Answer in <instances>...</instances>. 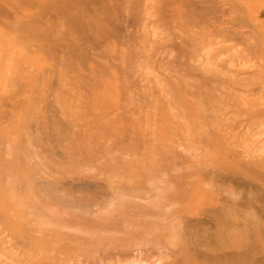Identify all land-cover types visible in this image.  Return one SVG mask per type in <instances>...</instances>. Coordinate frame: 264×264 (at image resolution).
<instances>
[{"label": "rangeland", "instance_id": "rangeland-1", "mask_svg": "<svg viewBox=\"0 0 264 264\" xmlns=\"http://www.w3.org/2000/svg\"><path fill=\"white\" fill-rule=\"evenodd\" d=\"M222 1H215L219 8L218 11L222 9L224 11L217 12L218 19L216 20L218 23L216 20H212L214 26L209 29L215 31V34L204 33L202 35L204 41L199 44L200 47L206 49L211 47L208 55L206 54L208 50L206 51L205 48L199 50L200 47L196 46L190 48L187 46L181 50H173L171 47H167L163 49V53L166 52L170 58L178 53L193 56L203 66L208 67L206 69H214L217 65L234 69H237L236 65L243 66L241 68L242 75L238 78L245 79L248 76L247 70H245L248 59L255 57L248 54L246 24H244L247 23V14L245 6L242 7L245 1L224 0L230 1L229 3ZM232 21H235L234 24ZM225 27L229 28L227 29L229 33L222 36L224 31L227 32ZM233 28L235 31L237 28L240 34L237 31V33L231 31ZM221 29L224 31L222 32ZM4 31L8 32V29H4ZM59 31H63V28H59ZM11 34L12 32L10 36L9 33L4 34L6 37L9 36L6 38L7 40L12 39ZM171 34L178 35L177 31L175 33L172 31ZM114 35V37L110 36V41L118 45L116 43L119 41L116 36L117 33L115 32ZM216 36L218 37L216 38ZM114 38L117 40H112ZM6 39L0 38V201L5 202L10 209V219L17 225L18 229L6 231L4 221L0 219V257H2L0 261H4L6 256L11 255V257L20 260L30 257L28 237L31 235L52 243L48 250H39L38 256L49 255L52 257L58 255L59 258H63L68 254H66L65 249H70L68 252L71 258L79 260L83 264H92V258L97 255L98 250L114 249V245L123 247L125 244L122 243L123 241L114 243L118 239L133 238L131 244H134L139 243L138 240L143 237L149 238L164 232L170 236L169 245L165 250L158 249L156 251L157 256L154 258L149 259V256L146 258L141 256L134 263L127 264H171L174 260L172 251L176 245L170 243L176 241L177 244L179 240L181 242L185 238L184 233L188 231L193 233L191 236L193 239L186 238L188 239L187 244L191 248L192 260L197 264L203 261L202 264L264 263V260H261L264 259V249L261 250V244H264V216L261 218L263 235L260 236L251 235L250 231L244 227V222L248 216L245 214L234 216L232 223H239L241 227H231L230 232L234 236L230 238L231 240L226 239L225 245L221 246L220 242L212 236L214 231L213 228L209 227L208 222L203 224L207 230L204 236L203 230H201L203 228L195 224L199 219L198 216H201L202 205L196 207L187 197H177L180 185L184 187L185 184L193 183L197 187L195 192L198 197L201 196L203 199L214 198L215 200L217 198L222 200L224 197L223 200L226 201L231 195L229 199L232 201L230 202L240 203L242 200L249 202L248 205L256 211L255 216L261 217L260 210L264 211V190L261 188V182L252 179L255 178L251 177L253 174L242 172L241 169L232 168L234 172L231 174V169L225 168L224 170V168L216 166L214 150L206 144L207 141L204 138L207 133L206 130L210 132L212 129L211 132H213L218 126L226 138L224 144L228 150L239 153L238 160L244 163L249 162L250 158L254 156L264 158V103H262L264 102V91H262V85L259 88L255 85L256 79L251 78L248 80L249 83L244 82L239 84V87L236 85L238 88L234 87L235 92L233 88L229 90L230 92L222 90L221 94L222 92L230 93L229 95L220 94L222 97L216 95L220 93V90L211 92L208 90L209 93H207L206 90L203 92L202 89V93H199L200 91L194 88L195 93L194 89L189 90L184 82L187 79L186 82L190 81L191 83V80L193 82L196 78L192 76L195 78L193 80L189 72L184 70V74L182 71H180L182 73L179 72L181 80L177 76V72H174L176 69L173 71L174 68L171 65L173 58L171 61L168 57L165 59L169 60V68L174 73L170 76L166 73L169 72V68L164 69L166 72L162 70L166 66L164 62L160 65L163 68L157 65L159 69L156 67L155 71H164L166 77L164 80L152 78L153 83L150 85L154 90L152 94H140L129 99L125 88L131 83L120 80L118 87L120 95H116L118 99H122L118 106L121 122L118 124L119 126L107 128L90 111L82 112L85 108L79 100L82 95L79 91L85 92L84 95L89 96L88 98L92 97L87 84L82 87V84L79 85L80 83L76 82L77 85L74 84V88L71 85L73 81H69V85L66 83L63 88L65 92L60 94L59 91L62 92L63 90L62 83H65L60 78V67H57V64L53 67L50 58L46 55L24 52L23 54L22 51L18 53L17 45L15 46L12 40V43H8ZM193 48L195 51H200L198 55H196L197 51L194 53ZM201 52H203L202 55L205 53L208 57L202 58ZM214 53H216L215 57H212ZM210 56L214 61L215 58L220 59V62L207 60ZM256 57H259L258 53ZM18 58H21L19 59L21 61L24 58L27 60V62L25 60L27 65L24 64L25 69L21 70L20 67L15 69V60ZM252 61L256 64L260 62L258 58H254ZM29 63H32L33 66H30ZM38 68L43 73H40ZM56 69L60 71L57 72ZM22 72L25 73H23L24 76L40 73H37L39 75L35 81L36 84L32 86L34 89L32 97L29 98V95L25 94L33 103L31 102L30 107L23 111L24 113L22 112L20 117L16 118L13 115L9 117L5 110L9 102L11 103L10 97L18 92L20 87L25 86L29 79L27 76L24 77ZM21 74L23 77L20 76ZM175 75L181 80V83L178 82L179 80ZM252 80H254L253 84H251ZM158 84L165 86V88L163 86L160 88ZM250 84L251 87L247 86ZM166 86L170 89L168 90ZM27 87L29 88V86ZM240 87L242 88L239 89ZM198 93L206 96L207 94L209 96H211L210 94L215 95L214 98L206 97L203 99L202 96L204 95ZM8 96L9 99H7ZM193 96L196 97V101ZM92 102L93 100L90 99V103ZM143 102L146 105L152 103V107L157 108L151 109V112L156 114L155 123L158 124L159 128L169 126V131H151L148 128L150 122H146L147 118H145L144 112L149 111V109L142 104ZM208 102L212 105H209ZM186 105H190L191 109L186 108ZM87 106L90 104L87 103ZM201 106L206 109L203 110ZM194 120L199 122L193 123ZM172 121L183 125L189 122L188 131L176 132ZM227 128H229L231 135H229ZM241 158L243 159L241 160ZM237 172L240 174L238 175ZM111 183L113 187H107V184ZM120 184L128 189L130 187V189L125 192L123 191L125 188L122 189ZM117 186L118 191L120 188L119 193L121 195L117 190L115 191L116 188L114 187ZM153 186L158 189H152ZM186 188H188L187 191H190L189 186ZM114 193H118L116 198ZM170 199L176 201L172 206L166 207L164 204ZM186 208L188 216H183ZM162 212L163 214H161ZM131 213L134 214L131 215ZM165 215L169 216L168 220L162 218ZM238 217L241 219L237 221ZM194 232L202 235H196ZM182 236L184 237L182 238ZM204 239L207 245L204 243ZM251 240L252 242H250ZM229 243L230 245H227ZM236 243L252 244L250 252L247 255L240 253L242 252L240 249L232 247ZM122 247L114 249V253L118 255V250ZM195 249L200 250L197 252ZM209 250H214L222 258L218 261L207 258L206 261V257H209L207 256ZM221 251L225 252L222 253ZM231 251L233 252L231 253ZM139 260L141 262H138ZM109 261L103 260L97 264H111ZM9 262V264H14Z\"/></svg>", "mask_w": 264, "mask_h": 264}, {"label": "bare ground", "instance_id": "bare-ground-1", "mask_svg": "<svg viewBox=\"0 0 264 264\" xmlns=\"http://www.w3.org/2000/svg\"><path fill=\"white\" fill-rule=\"evenodd\" d=\"M215 1L216 0H0V38L4 37L6 39L7 37L10 36V33L12 32L11 34L13 36L12 39L9 38L10 41L9 39L8 40L6 39V40L8 41V43H10L12 40L13 44H15V46L17 45L16 47L19 49L18 53L19 51L20 52L22 51V53L23 52L24 53H35L37 55L48 56L50 58L49 60H51L52 62L51 64L53 65V67L55 64H57V67L59 66L61 69V71L59 70L61 73V77L60 76L59 77L62 78L61 81L65 82V83H62V89L64 88L66 83L67 85H69L68 84L69 81L71 82L73 81L72 82L73 84H71L72 86L74 84L77 85L76 82L80 83L79 85L82 84V87L84 84H87V87H89L91 94H92V97L90 96L91 98H88L89 96L84 95L85 92L83 93L78 90L80 94H82L81 99L79 100L81 101V103L84 104L83 108H85L83 109L82 112L90 111V113H92L94 117L102 121L104 126H106L107 128L108 127L111 128V127H115L121 122V116L118 112V109H119L118 106L120 105V101L122 99L121 100L118 99L116 95V94L120 95V92L118 91L120 80L121 81L126 80L131 83L130 86L125 88V92L129 99L135 98V96L140 95V94H147V93L152 94L154 92V90L150 86L153 83L152 78L155 77V78H158V80H164V78L166 77L164 74V71L169 68L170 65H168V63L170 59L172 61V58H173V61H172V64L171 63L170 64L172 65L174 69L172 67L171 69H173V71L176 69V71L174 72L175 73L177 72V76L181 80L182 78L179 75L182 72H183L182 74H184V70L187 73L189 72V75L193 80L196 78V80H194L193 82L191 80V83L190 81L187 83L186 82L187 79L184 82V84L188 86L189 90H193L195 88L196 90L198 89L200 91L199 93H202V89H203V92H205L204 90H206L207 93L211 91L220 90V93L216 94V95H220L222 90L229 91L231 88H233V91H234V87L238 88L244 82L249 83L250 81L248 80L253 78V79H256L255 85H257L258 88L262 85L261 88H263L262 91H264V0H244L245 4L242 3L244 4L242 7L245 6L246 14H247V23H244V24H246L245 31H246V40L248 43V54H252V56H255L253 58H249L247 56L249 59H248L247 67L245 66V70H247L246 72L248 73V76L245 79L238 78L242 75L241 68L243 66L240 67L239 65H236L235 67L237 69H234V68H225L223 67V65H217L214 69H206L208 67L203 66V64H201V62H198V60H196L193 56L183 55L181 53H178V54L172 55L173 57L170 58L169 56H167L168 54L166 52L163 53V49H166L167 47H171L173 50H178V49L181 50L182 48H185L187 46H189L188 48L193 47V46L200 47L201 45L199 44H201L204 41L202 35L204 33L210 35L215 32L209 29L211 27L213 28L214 21L218 19L217 12L221 13L222 11H224L223 9L218 11L219 8L217 4H215ZM30 8H32V10H30L32 12L29 11ZM236 18H235V21L237 20ZM231 19L233 18L231 17ZM235 21H232L233 24ZM224 23L226 24V22ZM217 26L219 27V25ZM6 28L8 29V32L4 31V29L7 30ZM59 28H63V31H59ZM225 29L227 30L229 28L225 27ZM233 29L232 30L230 29V30L235 31V29L234 30ZM172 31L174 33L177 31V34L179 31L181 33L179 32L178 35H173L171 34ZM223 31L224 30H222V32ZM236 31H237V28H236ZM115 32L117 33L116 36L118 37L117 39L119 40L115 42L118 43V45L110 41L111 40L110 36L114 37ZM5 33L6 34L9 33V36L7 35L6 37L4 35ZM228 33L229 32L227 30L226 33L224 31L223 33L224 35L223 34L221 35L225 36ZM238 35H233V36H238ZM212 37L214 38V36ZM217 37L218 36H216V38ZM228 38L230 37L228 36ZM117 39L114 38L112 40H117ZM221 40H222V37H221ZM237 40H239V38ZM205 45L207 47V43ZM203 48L205 47H200V49L199 48L198 49L204 50ZM210 48H207V49L205 48L206 51L207 50L208 51L207 52L204 51V52H206L207 54ZM199 50L198 51L196 50L197 51L196 55H198V52H200ZM196 51L194 49V53ZM187 52L189 51L187 50ZM257 53L259 54V57H256ZM192 54H193V51H192ZM202 54L203 52H201V56H203L202 58H204V56H206L205 58L208 57L207 56L208 54L207 55L205 53L204 55ZM215 54L216 53H214V56L212 57H215ZM168 57H169V60L165 59ZM254 58L255 59L258 58L260 62L258 64L254 63L252 61ZM19 59L21 58H18L17 60H15L16 61L15 69L17 67H20V69L22 68L21 70H23L24 64L27 62V60L25 58L23 61ZM209 59L210 61L213 60L211 56L207 60ZM215 59L216 60L215 61L213 60V62L220 60V59L217 60L218 58H215ZM163 62L168 67L163 65L164 66L163 68L162 66H160L162 65ZM31 65L32 63L30 64V66ZM157 65L162 67L163 68L162 70L164 69L165 70L164 71L157 70L158 72L155 71V69L158 68ZM39 69L40 68H38V70ZM168 70L169 72L171 71L170 68ZM40 71H41L40 73H43L41 69ZM56 71L59 72L57 69ZM24 72H22V74ZM30 72H31V68H30ZM169 72L167 71L166 73L170 76L172 73H174L172 71L171 73ZM37 73L35 74L33 73V75L28 74L29 76L26 75L27 77H29L27 84H26L27 86H29V88L25 85L23 87H20V90L14 93V95H12L10 99L8 96L7 99L11 100V103L9 101H8L9 105L6 103L8 107L6 108L5 111L7 115H9V117L13 115L16 118H18L24 113L23 111H25L26 109H28V107H30V104L32 101H30L29 98L32 97V92H34V89L32 88V86H35L36 84L35 81L38 75L40 74V73L39 74ZM22 74L20 76H22ZM177 76L176 78L179 80L178 82L181 83V80ZM192 76L195 78H193ZM173 78L175 79V77ZM177 79L175 80L177 81ZM253 81L254 80L251 81L252 82L251 84L254 83ZM251 84L247 86L251 87ZM158 85L160 86V84ZM236 85H238V87ZM242 87H240L239 89H241ZM163 88H165V86H163ZM169 89L170 88H168V90ZM195 89L194 91L196 93ZM64 90L65 89H63L62 92L59 91V93L61 94L65 92ZM68 92H69V89H68ZM223 93L224 92H222L221 95L228 94V93L227 94L225 93L223 94ZM25 94H28L29 98H27ZM199 95H204V94H199ZM210 95L211 96H209L208 94L207 96L204 95L202 96V98L203 99H206V97L214 98L215 94L214 95L210 94ZM221 95L220 97H222ZM193 98H195V101H196V97L193 96ZM90 99L93 100L92 103H90ZM87 103H89L90 106H87ZM142 104H144V106L149 109V111L144 112V114H145V118H147L146 122L148 121L150 122L148 128L151 131L160 130V131L167 132L170 130L169 126L167 127V125L165 127L159 128L158 124L155 123L154 120H157L156 118H154L156 114L155 113L153 114L151 112V109L155 110L157 108L152 107V103H150L149 105H146L145 102H143ZM209 105H212V103ZM185 107L191 109L190 105H186ZM204 109L206 108L203 107V110ZM79 112H81V110ZM257 112H258V109H257ZM195 121L196 120L192 122L194 123ZM172 122H173L176 132L178 131L182 132L185 130L188 131L187 126L190 125L189 122H187V124H184V125L179 122H175V121H172ZM220 128H222V126ZM229 128H227V130ZM206 131L207 133L204 135V138H205V141H207V143L206 142L205 143L208 144L209 147L214 150V157L216 158V162H217L216 166L220 168H224V170L225 168H229L231 170L232 168H235L237 170L241 169L242 172L253 174V176L251 177H255V178H252V179H256L260 181L261 188L264 190V158L261 159V157L256 158L254 156L250 158L249 162L243 163L242 161L238 160L239 153L230 151L225 146L224 143H225L226 138L223 136L224 134H222L223 132L221 133V130L218 128V126L216 129L213 130V132H211L212 131L211 129L210 131L211 133L208 130ZM229 135H231V133ZM230 146H231V142H230ZM240 155L242 156L241 153ZM247 155L248 154H246V156ZM247 157H249V155ZM242 159L243 158H241V160ZM232 172L234 171L232 170L231 174ZM239 172H237L238 175L240 174ZM217 175H218V172H217ZM252 179L249 178V180H252ZM121 185L122 184H120L119 186ZM186 186L187 187L189 186L190 191H187L188 188H186ZM107 187L111 188L113 187V184L112 183L107 184ZM123 187L121 186L122 189ZM114 188H116L115 189L116 191L118 186ZM196 188H197L196 185H194L193 183H190L188 185L185 184L184 187H181L180 185L177 191V197L178 196L182 198L187 197L188 200H190L191 203H193V205L195 204L196 207H199L200 205H202L201 210H200L201 216H198L199 219H197L195 224L203 228V229L200 228L201 230H203L202 232L203 236L207 232L206 227H204L203 224L208 222L210 224L209 227L213 228V231H214L212 236L218 242H220L221 246L225 245L224 242L227 241L226 239L228 238L230 239L234 236L233 234L231 235L230 228L231 227H235V228L241 227L239 223H236V222L235 224L232 223V218L234 216H237V215L239 216V215H244V214L248 216L244 222V227H246V229L250 231L251 235H259V236L263 235V227L261 226V218L262 216H264V211L260 210L261 217L255 216L256 211L250 205H248L249 202H245V201L243 202V200L241 201L239 199L237 200L241 201L240 203L239 202L234 203L235 201L230 202L232 201L231 199H229L231 195L227 199L229 201L227 200L224 201L223 200L224 197L222 198V200L219 198H217L216 200L214 198L213 199H209V198L203 199L201 198V196L198 197L196 195V192H195ZM129 189L125 188L123 189V191L126 192ZM152 189L156 190L158 188L156 186L155 187L153 186ZM119 191H120V188H119ZM119 191L117 190L118 193ZM215 191H216V187H215ZM118 193L116 194L114 193L115 198L118 196L117 195ZM175 201H176L175 199H170L168 202L165 201L167 203L164 205H166V207H170L174 204ZM0 209H2V211H0V219L4 221L5 230L10 232V230L15 229L16 231L18 227L10 219V216H9L10 209L6 206L5 202L0 201ZM185 211L186 212L184 213L183 216H188L187 208ZM133 214L131 213V215ZM161 214H163V212ZM162 218L168 220L169 216L165 215ZM240 219L241 218L238 217L237 221ZM192 234H193L192 232L187 231L186 233H184L185 238H183L184 236H182L183 239L181 240V242L179 240L177 244H176V241L175 242L173 241L170 243L172 245H176V248L172 251L174 260L172 261L171 264H184V263L197 264L196 262H193L192 260L193 256L190 253L191 248L187 244L188 239H186L188 237L192 238L191 237ZM194 234L196 233L194 232ZM196 235L194 236L196 237ZM169 237L170 236L167 233L163 232V233H158L153 237H149V238L143 237L141 240H138L139 243H134V244H131V241L133 240V238L132 239L125 238L123 240L118 239L117 241H114V243H119L120 241H123L122 242L123 244L125 243L123 247L121 245L113 246L115 250L118 247H122L120 250H118L119 251V253H117L118 255L114 253V249L108 248L106 250H102V249L98 250L97 255H95L92 258V264H97L100 261L102 262L103 260H110L109 262L111 264H127V263H134L135 260L139 259V257L141 256L143 257L145 256V258L149 256V259L154 258L157 256L156 251L158 249L163 251L168 247ZM198 238H201V237H198ZM28 239H29L28 251L31 252L30 257L20 260V259L11 257L12 255L6 256L4 261H0V264H9L10 263L9 261L13 262L14 264H83L82 262L80 263L79 260H76L70 257V253H69L70 249H65L66 254L67 253L68 254L66 255V257H63V258H59L58 255H55L52 257L49 255L38 256L39 250L40 251L48 250L49 247L52 245V243L46 239L41 240L39 238L33 237L32 235L29 236ZM198 240L196 241L198 242ZM252 240L250 242H252ZM191 243L193 245V241ZM204 243L206 244L205 239H204ZM209 243H208V246H209ZM247 243H236L235 245H232V247L240 249L242 251V252L239 251L240 253H244L247 255V253H249L251 250L250 246L252 247V244L248 245ZM227 245H230V243ZM255 245L259 246L260 244L259 245L255 244ZM198 247H200L199 244H198ZM253 248H255V246ZM262 249H264V244H261V250ZM199 250H196V251L198 252ZM0 251H1V248H0ZM233 251H231V253ZM224 252L225 251H223L222 253ZM227 253L229 252L227 251ZM217 254L218 253L214 252V250H211V251L209 250L207 254V256L209 257H206L205 260L207 261V258H210V260L218 261L222 257L220 258L219 255ZM233 255H235V253H233ZM258 258L260 260V257ZM261 260H264V259H261ZM138 262H141V261L139 260ZM203 262H201L200 264H202Z\"/></svg>", "mask_w": 264, "mask_h": 264}]
</instances>
